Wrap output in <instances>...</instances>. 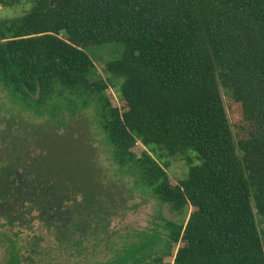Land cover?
Instances as JSON below:
<instances>
[{"label":"trees","instance_id":"obj_1","mask_svg":"<svg viewBox=\"0 0 264 264\" xmlns=\"http://www.w3.org/2000/svg\"><path fill=\"white\" fill-rule=\"evenodd\" d=\"M21 1L27 9L0 19V85L44 120L0 117L6 223L30 228V209L56 242L74 249L101 227L94 162L81 142L57 144L71 137L72 110L97 94L115 162L135 165L172 210H188L174 251L136 264H264L255 221L264 223V0L0 5ZM109 42L121 44L118 58L94 62L83 51ZM97 68L104 78L90 79ZM111 79L119 80L115 99L105 95ZM220 89L239 109L235 134ZM172 156L187 165L178 180L167 175ZM41 239L30 236L23 262L36 264ZM9 249V264H20L13 240Z\"/></svg>","mask_w":264,"mask_h":264},{"label":"rangeland","instance_id":"obj_2","mask_svg":"<svg viewBox=\"0 0 264 264\" xmlns=\"http://www.w3.org/2000/svg\"><path fill=\"white\" fill-rule=\"evenodd\" d=\"M27 7L28 4L24 1L11 6L0 5V19L19 15ZM121 48L120 43L109 42L87 46L83 51L92 61L102 62L118 58ZM89 78H104L103 71L101 68L94 69ZM110 81L105 95L115 99L119 95V80ZM220 94L231 130L235 134V126L240 119L239 109L222 89ZM97 98V94L86 98V104H82L79 109L76 107L72 110V105L68 109H62L61 113L66 116L70 110L75 115L69 129L71 137L58 139L57 144L67 145L71 141L76 148V144L81 142L89 160L94 162L100 191L96 193V197L101 200L102 205L101 227L87 236L78 249H74L56 242L36 219L31 220L29 228L18 222L7 224L0 215V264H9V240H13L19 248L20 264H29L22 259L29 255L32 234L42 236L36 249L40 251L39 256L34 258L36 264H136L141 261L150 262L152 257L174 251L188 210H172L167 203L156 198L135 165L120 166L115 162L112 147L105 138L101 117L103 110ZM8 115L31 123L44 120L33 117L17 100H12L8 91L0 85V117ZM239 124L244 125L241 121ZM79 159L72 155L70 160L80 161ZM167 161V175L172 180L182 178L187 168L183 158L172 156ZM30 214L35 215L34 212ZM255 221L260 232L264 233V223L257 215ZM263 235L261 242L264 252Z\"/></svg>","mask_w":264,"mask_h":264},{"label":"water","instance_id":"obj_3","mask_svg":"<svg viewBox=\"0 0 264 264\" xmlns=\"http://www.w3.org/2000/svg\"><path fill=\"white\" fill-rule=\"evenodd\" d=\"M30 212H31V210L30 209H27V214H28L29 219L30 220L36 219L37 216L36 215H31Z\"/></svg>","mask_w":264,"mask_h":264}]
</instances>
